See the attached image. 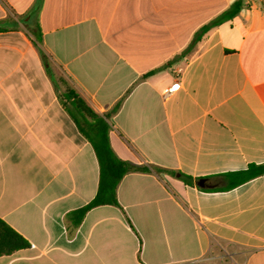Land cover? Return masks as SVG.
<instances>
[{"label": "crops", "instance_id": "0c3cea01", "mask_svg": "<svg viewBox=\"0 0 264 264\" xmlns=\"http://www.w3.org/2000/svg\"><path fill=\"white\" fill-rule=\"evenodd\" d=\"M56 76L150 170L81 222L99 164ZM263 163L264 0H0V218L30 243L0 264H264V174L228 176Z\"/></svg>", "mask_w": 264, "mask_h": 264}, {"label": "trees", "instance_id": "16d2710c", "mask_svg": "<svg viewBox=\"0 0 264 264\" xmlns=\"http://www.w3.org/2000/svg\"><path fill=\"white\" fill-rule=\"evenodd\" d=\"M238 7L239 3H235L229 10L203 26L197 33L195 40H198L207 29L225 19L232 18ZM39 34H37V40ZM40 54L43 62L48 66V56L42 50H40ZM47 70H49V67ZM49 76L55 83L50 71ZM61 100L63 107L69 112L80 132L91 142L99 164V184L95 197L85 206L72 211L68 215L74 221L81 222L87 212L95 207L102 205L120 206L117 189L126 174L135 171L148 172L150 170L147 166H138L118 157L111 147L109 139L110 125L106 118L97 114L76 91L66 88L61 94ZM157 171L160 172L161 169H157ZM263 174L264 163L249 165L244 171L228 174V176L234 177L229 187L242 184ZM29 246L30 243L22 235L0 218V256L12 254Z\"/></svg>", "mask_w": 264, "mask_h": 264}, {"label": "rangeland", "instance_id": "374dc122", "mask_svg": "<svg viewBox=\"0 0 264 264\" xmlns=\"http://www.w3.org/2000/svg\"><path fill=\"white\" fill-rule=\"evenodd\" d=\"M57 81L59 82V84L61 85V91H64L67 87H69V82L68 80L63 77V76H56Z\"/></svg>", "mask_w": 264, "mask_h": 264}, {"label": "built area", "instance_id": "2783aa9c", "mask_svg": "<svg viewBox=\"0 0 264 264\" xmlns=\"http://www.w3.org/2000/svg\"><path fill=\"white\" fill-rule=\"evenodd\" d=\"M180 86L179 82H176L174 85H172L169 89H168V94H173Z\"/></svg>", "mask_w": 264, "mask_h": 264}, {"label": "water", "instance_id": "95a60500", "mask_svg": "<svg viewBox=\"0 0 264 264\" xmlns=\"http://www.w3.org/2000/svg\"><path fill=\"white\" fill-rule=\"evenodd\" d=\"M199 185H200L201 187H203V185H202L201 181H200Z\"/></svg>", "mask_w": 264, "mask_h": 264}]
</instances>
